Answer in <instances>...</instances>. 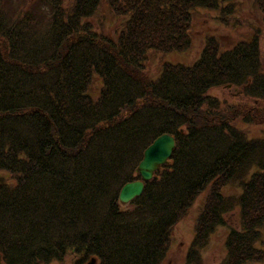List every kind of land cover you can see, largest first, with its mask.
Instances as JSON below:
<instances>
[{
    "label": "trees",
    "instance_id": "1",
    "mask_svg": "<svg viewBox=\"0 0 264 264\" xmlns=\"http://www.w3.org/2000/svg\"><path fill=\"white\" fill-rule=\"evenodd\" d=\"M249 8L264 23V0ZM238 12L235 0H0L2 264H161L170 230L207 190L186 256L194 264V247L224 224L235 200L222 189L236 179L241 229H229L224 264L264 262V140L236 126L264 125V62L258 33L225 46L222 30L250 31ZM199 18L216 28L198 56L148 73L150 55L154 64L194 51ZM218 87L241 101L209 92ZM164 133L175 141L170 160L120 204L144 149Z\"/></svg>",
    "mask_w": 264,
    "mask_h": 264
},
{
    "label": "rangeland",
    "instance_id": "2",
    "mask_svg": "<svg viewBox=\"0 0 264 264\" xmlns=\"http://www.w3.org/2000/svg\"><path fill=\"white\" fill-rule=\"evenodd\" d=\"M235 7L239 10L238 13L241 12L243 16L241 17V20H244L246 23L250 24V31L248 28H242V29H235L231 35H229V31L222 30V36L221 38L226 43L225 46H230L234 41H237L241 39L242 36L247 35L246 33H249V36L244 37L248 38L256 33H258L261 37V41L259 42V47L261 51L262 60L264 62V23L259 22V18L261 17V14L254 9L249 8V0H235ZM105 8V7H104ZM14 9V6L12 5V8ZM107 10L102 9L101 14L103 16L107 15ZM239 15V14H237ZM103 16L98 17L97 23L100 25H109L111 21L109 19H103ZM9 17V16H8ZM7 18L4 17V19ZM264 21V20H263ZM198 27L197 32H195V39L193 41L195 45V49L190 55L187 56L188 52H172L168 54H160L155 59V63L152 64L153 59L152 55L149 57L151 58L149 61H147L146 67L147 72L149 73L152 71V75L156 74L157 67L156 64H161L164 62H170V63H188L190 62L194 57L198 56V52L196 51L197 48L200 50L201 44H202V36L204 32L208 31H214L216 28V24L214 22H211L204 18L200 21V18L197 20ZM259 24V25H258ZM220 28V27H219ZM105 33H113L112 30H110L109 26H104L101 28ZM255 29V31H254ZM221 30V29H220ZM187 58V59H186ZM98 87L99 83H95L93 85V89L90 90V96H92L94 99L97 98L98 95ZM211 94L215 95L217 98L226 101V103H234V102H240L241 101V92L239 90L230 89V88H213L209 91ZM248 102L251 104H255L253 99H248ZM258 104L264 107V102L256 101ZM241 118L237 119L236 126L239 128V130L245 132L248 136V138L252 139H261L264 140V125L261 124H253V123H244L240 121ZM257 169L255 165H252L249 170L248 174L246 173L244 179L249 178L250 175L255 172ZM0 178L5 179L7 182L9 181V175L6 173L1 172ZM241 184V181L239 179L233 180L229 184H227L222 189V195L226 198L234 199V202H228V208L226 209V212L223 214V226H216L213 233L210 234L209 240L205 247L198 248L194 247L195 250H201L199 259L194 264H224V257L226 256V249H225V239L229 232V229H236V231H239L241 229V217H240V210L239 206L237 205V199L240 196V190L239 186ZM207 190L205 192L203 191L195 201V204L193 205V208L190 209L185 217H182L175 226L172 227L170 230V242L167 245V254L165 258L162 260L161 264H186V256H187V250H189L190 245L192 244L193 236H194V226L195 222L198 216V208L201 204V200L206 196ZM264 248V245H263ZM87 264V261L84 263ZM245 264H264L259 262H253V263H245Z\"/></svg>",
    "mask_w": 264,
    "mask_h": 264
},
{
    "label": "water",
    "instance_id": "3",
    "mask_svg": "<svg viewBox=\"0 0 264 264\" xmlns=\"http://www.w3.org/2000/svg\"><path fill=\"white\" fill-rule=\"evenodd\" d=\"M174 147L173 136L162 134L144 150L143 157L136 169L140 179L122 186L118 195L120 204L126 205L142 194L144 182L152 180L155 172L168 163ZM93 262L94 259H91L89 264H93Z\"/></svg>",
    "mask_w": 264,
    "mask_h": 264
}]
</instances>
